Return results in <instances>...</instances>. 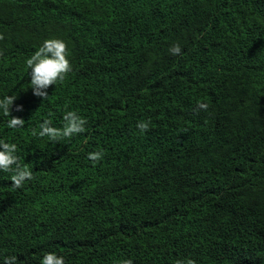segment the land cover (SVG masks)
Masks as SVG:
<instances>
[{"label":"trees","instance_id":"16d2710c","mask_svg":"<svg viewBox=\"0 0 264 264\" xmlns=\"http://www.w3.org/2000/svg\"><path fill=\"white\" fill-rule=\"evenodd\" d=\"M120 1L0 0V99L16 96L10 117L0 111V141L17 145L33 175L13 189V173L0 171V264L11 256L40 264L46 252L87 264L91 238L100 251L92 264L174 263L185 250L162 218L203 225L200 235L217 239L214 264H264V224L253 232L244 221L264 216V65L249 14L239 0H125L135 19L162 13L158 28L136 34ZM209 1L197 26L174 29V15L200 16ZM48 39L66 43L72 71L41 100L19 84L30 81L25 62ZM131 40L133 52H113ZM174 44L180 55L169 53ZM132 67L135 80L125 85ZM160 89L182 109L172 120L190 127L182 146L173 128L137 141L149 130L140 133L130 116ZM67 111L87 120L84 133L58 142L38 136L45 119L62 128ZM11 117L24 127L8 128ZM97 151L103 158L93 164L87 156ZM228 233L250 235L248 244Z\"/></svg>","mask_w":264,"mask_h":264},{"label":"clouds","instance_id":"9594fccd","mask_svg":"<svg viewBox=\"0 0 264 264\" xmlns=\"http://www.w3.org/2000/svg\"><path fill=\"white\" fill-rule=\"evenodd\" d=\"M211 1V0H210ZM202 6L203 10L200 16L191 15L187 20L179 19L174 15V29L180 28L183 25L190 23L198 25L203 20L209 9V4ZM243 4L244 9L249 14L252 20V33H255V58L264 65V0H239ZM118 7L121 14L128 18L133 24L137 25V28H130L134 30L136 34L141 31L149 30L151 27L158 28L157 24L161 21L162 13L160 11L150 14L145 18L135 19L132 17L133 12L127 7L125 0H121L118 3ZM229 12L230 10L224 9ZM237 14V13H236ZM129 30L126 31L127 36ZM4 36L0 34V40H3ZM233 44V41H232ZM136 45L131 40V46L128 49L121 47L117 48L113 52L125 55L129 49L132 52ZM232 46V45H231ZM171 55H180L181 47L179 44H174L169 49ZM69 52L67 45L60 39H48L45 40L42 45L26 60V67L30 69L28 75L30 81L27 84H19V87H28L32 89V94L41 100L48 98L47 89L50 86H55L57 83H61L65 80L67 75L72 71V65L68 59ZM136 77L135 68L132 67L130 72L121 76V80L125 85H131ZM16 100V96H6L0 99V111L6 117H10V108L13 102ZM209 105L204 102L197 104V109L207 110ZM21 107H17L16 111H22ZM175 111H182L178 107L170 105L164 93L159 91L155 102L151 106L143 107V110L137 115L130 116V122H138L136 128L140 133H145L149 130V133L138 139L137 141L151 143L153 142L158 133L162 130H168L173 128L175 130V136L180 142L181 146L185 144L190 137V127L184 123L172 120V113ZM236 115H239L236 112ZM148 119L149 121H144ZM64 126L62 128H56L51 126L52 121L45 119L43 123L39 125L40 131L38 136L40 138L47 137L49 141L58 142L60 139L71 138L72 136L80 133H84L86 128L84 125L87 120L79 116L75 111H67L63 116ZM25 121L22 118L11 117L8 121L7 127L10 129L19 130L24 127ZM34 136L37 135L33 130ZM17 152V145L15 143H7L0 141V171L12 172L11 175V187L13 189H20L23 187L25 181L33 179L31 170L27 165L21 166L19 157L15 154ZM103 158V152L97 151L89 153L87 159L93 164L98 163ZM15 166V167H13ZM237 169L231 173L235 175ZM162 221L170 228V231L177 234L179 237L180 246L185 250V257L182 260H177L170 264H214L211 261V257L215 254L217 248V239L213 237H202L200 235L203 225L194 220V218H184L180 221L173 219H163ZM244 221L251 224L257 231L262 224H264V216L258 212L251 213V217L245 215ZM236 244L244 242L248 244V238L250 235L245 234H232L228 233ZM135 239H138L137 236ZM99 242H96L92 238L89 239L85 245V250L88 254V263L92 264L93 261L100 257ZM4 264H17V258L15 256L6 257ZM40 264H65L63 256H58L54 252H46L43 254V258L40 260ZM114 264H133L131 259H126ZM227 264V262L223 263Z\"/></svg>","mask_w":264,"mask_h":264}]
</instances>
